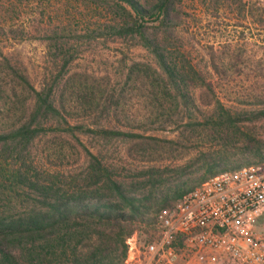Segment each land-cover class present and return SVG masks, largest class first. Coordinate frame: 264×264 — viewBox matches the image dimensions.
I'll return each instance as SVG.
<instances>
[{
	"label": "trees",
	"instance_id": "obj_1",
	"mask_svg": "<svg viewBox=\"0 0 264 264\" xmlns=\"http://www.w3.org/2000/svg\"><path fill=\"white\" fill-rule=\"evenodd\" d=\"M90 1L109 6L114 22L109 26L111 30L119 36L136 38L153 54L156 66L132 64L128 81H145L144 86L150 88L156 102L153 105L158 111L156 116L167 115L164 121L180 116V132L176 138L168 139L83 124H68L64 131H80L105 139L126 138L131 142L128 156L139 162L173 163L193 149L201 152L189 166L158 164L143 168L130 180L86 147L88 166L70 179L59 174L47 179L32 174L19 155L21 166L13 170L7 157H0V197H6L8 202L4 209L0 207V264H123L127 239L141 231L153 230L157 215L172 207L184 193L222 171L264 162L261 139L242 134L245 141L235 152L229 148L234 145L228 136V131L239 128L240 122L264 118V109L243 116L215 97L222 87L220 83L228 79L222 78V69L213 52L210 60L217 80L206 77L189 60L179 65L153 36L151 29L155 27L173 32L180 20L176 0ZM196 88L202 90L200 103L214 106V113L203 120L195 116L201 111L191 92ZM52 89L38 90L25 69L2 54L0 97L4 95L5 100L3 110L0 104L3 116L0 148L3 153L27 152L37 137L53 130L45 126L46 120L60 116L61 112L52 98ZM93 98L91 91L82 94L88 107ZM120 102L119 98L115 99L116 108ZM14 199L26 206H13ZM14 249H19L21 259L14 255Z\"/></svg>",
	"mask_w": 264,
	"mask_h": 264
},
{
	"label": "rangeland",
	"instance_id": "obj_2",
	"mask_svg": "<svg viewBox=\"0 0 264 264\" xmlns=\"http://www.w3.org/2000/svg\"><path fill=\"white\" fill-rule=\"evenodd\" d=\"M175 8L180 20L172 33L151 29L166 53L179 65L189 60L206 77L217 80L210 60L213 52L222 78L228 79L220 83L215 97L243 116L264 109V3L176 0ZM108 9L90 0H0V58L4 54L21 65L38 90L52 87V98L61 112L46 120L45 126L53 130L37 137L27 152L12 155L0 148V157L6 156L13 170L21 166L19 155L32 174L44 179L59 174L70 179L86 170V147L130 180L143 168L189 166L199 156L201 151L193 149L173 163L139 162L128 156L131 142L126 138L64 131L68 124H83L168 139L179 135L180 116L169 121H164L167 115L156 116V102L145 81H128L132 64L156 66V60L136 38L119 36L109 28L114 22ZM88 91L94 93L91 107L82 99ZM191 92L201 109L195 116L203 120L212 115L214 106L200 103L202 90ZM117 98L121 100L118 108ZM242 134H252L264 142V118L240 122L239 128L228 131L232 151L243 146ZM6 205V197L1 196V209ZM13 206L26 205L14 199ZM260 224H264V217ZM13 252L21 259L19 249Z\"/></svg>",
	"mask_w": 264,
	"mask_h": 264
},
{
	"label": "built area",
	"instance_id": "obj_3",
	"mask_svg": "<svg viewBox=\"0 0 264 264\" xmlns=\"http://www.w3.org/2000/svg\"><path fill=\"white\" fill-rule=\"evenodd\" d=\"M263 215L264 162L222 171L130 236L123 264H264Z\"/></svg>",
	"mask_w": 264,
	"mask_h": 264
}]
</instances>
